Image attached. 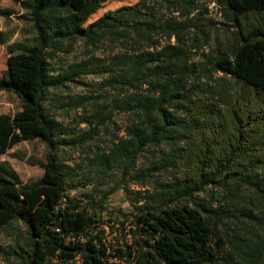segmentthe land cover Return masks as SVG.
Returning a JSON list of instances; mask_svg holds the SVG:
<instances>
[{"label": "trees", "instance_id": "1", "mask_svg": "<svg viewBox=\"0 0 264 264\" xmlns=\"http://www.w3.org/2000/svg\"><path fill=\"white\" fill-rule=\"evenodd\" d=\"M14 1L32 35L12 40L0 29V45L34 57L36 85L28 92L10 69L1 72L0 91L14 93L20 108L0 113V144L15 123H35L46 146L43 159H27L42 169L34 180L0 161V229L24 224V264H264V0H136L91 21L105 0ZM209 3L237 34L195 59L216 22ZM75 43L86 51L65 60ZM214 73L222 76L202 87ZM70 85L87 89L71 94ZM79 108L70 123L59 117ZM106 129L112 138L102 145ZM85 145L100 177L146 157L135 178L152 187L131 196L134 242L125 249H111L103 230L117 186L97 194L85 185L84 199L67 191L80 164L59 151Z\"/></svg>", "mask_w": 264, "mask_h": 264}, {"label": "rangeland", "instance_id": "2", "mask_svg": "<svg viewBox=\"0 0 264 264\" xmlns=\"http://www.w3.org/2000/svg\"><path fill=\"white\" fill-rule=\"evenodd\" d=\"M136 0H105L102 7H100L94 14L91 15L89 21L94 20L108 9L116 8L123 4L133 3ZM9 7L13 11L7 16H0V29L13 31L12 40H19L32 35L31 27L28 22L18 18L21 13V8L14 0H0V8ZM207 16L216 21L211 27V39L209 44H203L202 48H195L193 58L201 57V52L210 50L212 46H229L234 42V37L237 34V27L231 25L230 20L225 17L219 10L215 3L208 4ZM246 22L251 24L254 22V15L250 14L246 17ZM190 42V41H189ZM194 49V50H195ZM199 49V51H198ZM83 51H86L79 43H75L71 52L64 57L65 60L74 59ZM4 69H10L14 78L20 85L28 91L32 92L36 85L35 75V60L31 55L14 53L5 45H0V74ZM221 73H214L210 80L206 76L203 77L201 86L215 83ZM228 78V77H226ZM82 80L86 83H94L99 80L98 77L92 75H85ZM230 80V79H229ZM86 86L70 85L66 91L71 94H79L86 90ZM54 93V92H51ZM55 94L62 95L60 92ZM52 95V94H51ZM58 97L57 95H55ZM20 108L19 98L11 92L0 91V113H13ZM82 108L77 109L76 113L65 115L63 112L59 113L65 123H70L79 114H82ZM125 117L119 115L115 118L109 129L117 130V125H122ZM106 129L102 131L100 136V143L105 145L109 138H112L111 130ZM40 128L35 123H15L12 136L2 144H0V161H7L19 174L23 181L34 180L42 174V169L38 165H32L27 159H43L46 146L39 133ZM34 137H30V134ZM122 131L120 132V134ZM90 146H78L77 148H65L59 151L60 155L68 159L71 163H79L78 173H75L73 179L70 180L67 191L80 199L85 197L82 194L84 186L94 188L97 194L116 185L117 189L110 194L108 208L103 212V230L104 236L111 249L121 248L125 249L126 244L133 245V237L131 234V212L134 210L130 199L135 191L150 189V183L142 185L135 178L139 168L147 163L146 157L143 154L136 165L130 172L123 174L120 166L113 169L109 176L100 177L94 170V165L90 164L86 157L90 155ZM22 156V158H20ZM85 173V176L82 173ZM124 186L125 188H122ZM211 193L207 188L199 193L200 197H207ZM190 202V201H189ZM27 240L26 227L19 220H13L0 229V264H24L25 259L20 256L25 252L21 251L20 247L25 246ZM113 252V250H111ZM116 264H135L134 259L113 258Z\"/></svg>", "mask_w": 264, "mask_h": 264}]
</instances>
